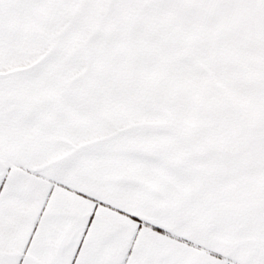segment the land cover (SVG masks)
Returning a JSON list of instances; mask_svg holds the SVG:
<instances>
[{
  "label": "snow or ice",
  "instance_id": "1",
  "mask_svg": "<svg viewBox=\"0 0 264 264\" xmlns=\"http://www.w3.org/2000/svg\"><path fill=\"white\" fill-rule=\"evenodd\" d=\"M0 264H264V0H0Z\"/></svg>",
  "mask_w": 264,
  "mask_h": 264
}]
</instances>
